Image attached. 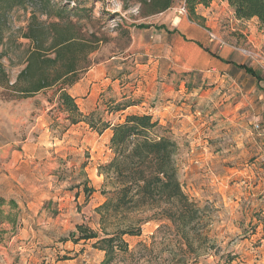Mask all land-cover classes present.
<instances>
[{"label":"rangeland","instance_id":"1","mask_svg":"<svg viewBox=\"0 0 264 264\" xmlns=\"http://www.w3.org/2000/svg\"><path fill=\"white\" fill-rule=\"evenodd\" d=\"M76 1L93 15L73 17L77 26L85 22L89 32L108 38L93 53L95 64L81 83L70 89L95 126L77 114L76 121L69 118L55 88L25 99L0 88V188L12 187L24 203L15 234L0 241V264H101L105 252L96 247L97 239L72 236L81 224L100 236L138 229L124 236L127 250L118 251L111 264H264V132L255 127L264 125V77L237 50L264 54V42H230L226 34L209 31L218 37L211 44L230 46L260 79L232 65L176 72L165 64L168 59H153L165 51L146 32L153 25L172 32L170 23L154 24L137 0ZM184 4L174 0L170 11L188 15ZM31 12L15 8L0 15V49L8 45L1 62L12 82L25 66L28 41L20 34ZM156 86L169 89L151 92ZM91 93L96 106L84 112L82 100ZM125 104L132 105L117 110ZM133 113L151 114L179 144V179L199 208L186 227L165 218L164 205L99 211L114 192L112 181L99 172L113 156L109 130H101ZM11 161L12 170L5 169ZM24 229L28 234L21 236Z\"/></svg>","mask_w":264,"mask_h":264},{"label":"trees","instance_id":"2","mask_svg":"<svg viewBox=\"0 0 264 264\" xmlns=\"http://www.w3.org/2000/svg\"><path fill=\"white\" fill-rule=\"evenodd\" d=\"M214 0H185L190 20L204 25V17L197 8L209 6ZM240 19L258 18L264 26V0H227ZM146 15L165 12L174 0H137ZM15 8H31L32 12L26 30L20 37L28 41L25 51V66L12 82L1 59L8 53L4 42L0 49V88H5L14 99L32 97L41 91L55 88L60 103L75 119L79 115L94 127L93 115L80 111L76 98L70 89L80 81L94 64L93 53L108 38L89 32L87 23L78 20H92L90 8L76 0H0V15ZM22 45V43H20ZM246 71L258 77L250 66L243 65ZM132 104L119 106L125 109ZM111 128L110 148L113 156L99 168L105 179L114 185L113 196L99 207V211H135L147 206L161 207L163 216L182 227L197 219L199 208L184 192L179 179L176 153L177 140L158 120L148 113H133L123 122L104 124V130ZM18 202L0 196V241L5 235L15 234L21 219ZM179 225V224H178ZM10 227V228H8ZM138 229L126 228L103 236L83 224L72 234L79 240L97 239L96 247L105 252L101 264H111L118 251L127 250L124 236L136 235Z\"/></svg>","mask_w":264,"mask_h":264},{"label":"crops","instance_id":"3","mask_svg":"<svg viewBox=\"0 0 264 264\" xmlns=\"http://www.w3.org/2000/svg\"><path fill=\"white\" fill-rule=\"evenodd\" d=\"M197 11L205 19L203 26L190 20L187 14L178 15L170 11V9L153 15L156 20L155 23L153 22L154 24L170 23L171 25H167V28L169 31H172L168 32L165 28L157 29L155 25L151 28H146L147 34H152L154 47L156 49L162 48L165 51V55H156L153 59H156L157 61H155L157 63L160 59H168V61H165V64L168 65L169 69L175 70L176 72H188L195 70L204 71L206 69L208 72L214 71L215 69L224 71L229 69L230 65H232L234 67L241 68L248 73L246 69L242 67L243 65H246L245 61H239L240 55L236 51L232 50L230 46L219 48L216 44H211L209 42L208 34L210 30H214L218 33L226 34L227 39L230 42H237L238 40L243 39L247 43L257 45L264 42V36L262 35V32H264V26L261 25L258 18H238L235 14L234 8L227 0H214L209 6L199 5ZM173 30L175 31L173 32ZM1 47H3V45H1ZM157 68L155 71H157ZM248 74L254 76L250 73ZM262 74L263 71L261 70V75ZM254 77L260 79L259 74L258 77ZM80 83L81 79L72 88ZM261 88L264 92V80L263 82L261 80ZM168 89L169 87L164 89V86H156L151 92L157 93L160 90L164 93ZM91 94L82 100V111L84 112L89 113L96 106L97 98L94 94ZM72 95L77 101V96L79 94ZM78 105H80L79 102ZM107 130H109L108 142H110L112 129L108 128L106 131ZM11 167H13V161H11V163H4L5 169L9 170ZM11 177L13 176H8V179H12ZM14 180H16V178L13 177V181ZM1 182L2 180L0 176V183ZM19 195L20 193L12 187L8 189H4L2 187L0 188V196L7 199H15L21 209L23 208L24 203L22 204L20 201ZM27 234V229H24L21 236H26Z\"/></svg>","mask_w":264,"mask_h":264},{"label":"built area","instance_id":"4","mask_svg":"<svg viewBox=\"0 0 264 264\" xmlns=\"http://www.w3.org/2000/svg\"><path fill=\"white\" fill-rule=\"evenodd\" d=\"M182 10L186 11V4H184V6L182 7ZM209 36H210L209 37L210 41H215L218 39L216 34L213 32H209ZM237 50L241 52L247 58L251 59L254 63H257L262 69L263 74H264V54L259 53L254 50H247L245 48H237ZM255 127L256 129L262 130L264 132V125L256 124Z\"/></svg>","mask_w":264,"mask_h":264}]
</instances>
